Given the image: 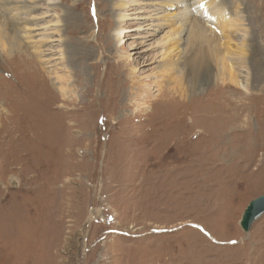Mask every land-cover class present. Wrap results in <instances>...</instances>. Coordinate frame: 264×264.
<instances>
[{
  "label": "rangeland",
  "instance_id": "obj_1",
  "mask_svg": "<svg viewBox=\"0 0 264 264\" xmlns=\"http://www.w3.org/2000/svg\"><path fill=\"white\" fill-rule=\"evenodd\" d=\"M110 2L60 0L38 20L57 15L60 40L31 48L18 33L7 55L0 43V264H264V214L239 223L264 194L263 56L249 92L216 71L186 91L190 56L166 38L176 21L140 56L151 46L131 31L121 47L117 28L137 26ZM201 2L240 11L264 44V0Z\"/></svg>",
  "mask_w": 264,
  "mask_h": 264
},
{
  "label": "bare ground",
  "instance_id": "obj_2",
  "mask_svg": "<svg viewBox=\"0 0 264 264\" xmlns=\"http://www.w3.org/2000/svg\"><path fill=\"white\" fill-rule=\"evenodd\" d=\"M41 1L44 3H41ZM59 1L60 0H0V15L10 13L7 19L13 22V24H7L9 31L1 27L0 22V43L3 45L2 52H5L6 55L7 52H10V43L20 39L18 33L23 34L22 36L24 38L22 37L23 39H20L23 41L22 43H24V39H26L30 42L31 48L43 46L47 39L49 43L60 40V36H58L60 33L57 32L59 29H57L56 26H58L61 20L57 15H55V17H57V21L55 20L56 25H53L55 27L46 28L48 24L40 26L38 21L41 17L48 16L52 7L57 6ZM139 1L140 0H119V8H126L124 12L118 13L119 21L128 23V21L132 20L134 21L133 25L135 24L137 26L133 29L127 26V28H125V26L122 25L117 28L116 37L118 43H121V47L123 45V40L129 37L126 33L137 31L139 34H143V36L138 37L143 39L141 43L151 46V48L144 50V52H139V55L143 56L146 54L147 50L150 51L155 47H159L158 42H153L151 44L145 43L157 36L160 31H163V26L166 25L164 21H172V24L176 21V29H174L171 34L167 35L166 38L172 43L178 42L179 46L181 45V53H185V57L187 58L190 56L189 58L191 59L190 64L185 67L184 71H177V73L179 72V76L184 77V79H182L183 82L181 80H178V82L182 84L188 83L186 88L182 87V85H177L180 90H184V88L186 91L189 90V92L198 90L205 84V81L211 82V80H213L214 72L216 71V77L219 76L223 83L230 81L235 87H240L246 92L251 91L252 75L256 74L258 69L263 70V61L261 57L263 56L262 58L264 59V44L262 41H257L255 37L253 40L252 37H250L251 25L247 22L248 17L245 18L244 15H241L240 11V14L238 11H235L238 14L236 17L232 16L234 13L232 11H230L232 14L228 16L222 10L223 4L221 5V3H215L216 7L211 9L210 13L209 10H206L208 9L207 6L206 9L204 8L205 6L203 7V2H201V0H190L191 2L189 0H172L171 2L158 0L157 6L160 4V7L157 8H151L153 4L143 5L142 2ZM183 1L186 3L185 9H180L177 13L176 11L173 13L170 11L167 12L169 7L174 8L176 5L180 7ZM205 1H208L206 4L213 3V0ZM25 2H28L29 5L25 4ZM30 2H33V4H30ZM109 3L111 4L110 0ZM164 3L167 9L164 8ZM191 3H194V5ZM203 4H205V2ZM43 5H46V12H43L41 16L36 12L38 8ZM131 6L134 8H130ZM132 9H136V12L130 13L129 11ZM227 13L229 12L227 11ZM4 18L6 17L4 16ZM206 22L215 25V27L211 28L210 31L208 25L206 29ZM39 29H44V32L47 30L50 31L48 33H34V31ZM206 33L207 36L205 35ZM209 34L212 36L209 37ZM37 36L41 37L37 38ZM56 36H58V38H56ZM238 37H241V39H238ZM233 41L234 43H232ZM249 41H254L253 46H250ZM25 44L27 43L25 42ZM16 45H18V48L20 47V44ZM38 50L39 51L34 50L33 52L35 53L33 54H36L34 56L37 58L39 56L41 60V57H44L45 52L49 49L40 50L38 48ZM162 51V56L164 58L172 49L169 48L168 50ZM19 52L21 53L20 50ZM48 52H51V50ZM60 54L64 56L63 52H60ZM43 59V63L50 61L47 58ZM145 65H147V61ZM164 68L165 65H162V69ZM168 70L169 68L167 67L166 71ZM204 71L207 72V75H199L200 72ZM51 72L52 71H49V73ZM52 84L55 85L54 82ZM57 90L63 94L67 92L63 88Z\"/></svg>",
  "mask_w": 264,
  "mask_h": 264
},
{
  "label": "water",
  "instance_id": "obj_3",
  "mask_svg": "<svg viewBox=\"0 0 264 264\" xmlns=\"http://www.w3.org/2000/svg\"><path fill=\"white\" fill-rule=\"evenodd\" d=\"M264 214V194L253 199L246 207L240 219V225L248 232L253 223Z\"/></svg>",
  "mask_w": 264,
  "mask_h": 264
}]
</instances>
